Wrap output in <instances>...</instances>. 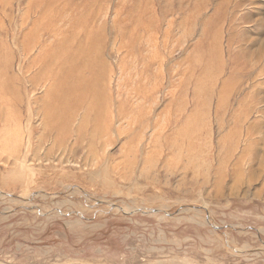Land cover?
I'll return each mask as SVG.
<instances>
[{"label": "rangeland", "instance_id": "rangeland-1", "mask_svg": "<svg viewBox=\"0 0 264 264\" xmlns=\"http://www.w3.org/2000/svg\"><path fill=\"white\" fill-rule=\"evenodd\" d=\"M0 264H264V0H0Z\"/></svg>", "mask_w": 264, "mask_h": 264}, {"label": "bare ground", "instance_id": "bare-ground-1", "mask_svg": "<svg viewBox=\"0 0 264 264\" xmlns=\"http://www.w3.org/2000/svg\"><path fill=\"white\" fill-rule=\"evenodd\" d=\"M77 87L78 88L82 87V83L78 80L71 86V88H77ZM92 88H93L92 84L88 86H84V89H92ZM57 91H58V87L54 85L52 88V98L55 103L54 104L55 106H53L52 110L49 111L48 114L50 117L52 116H54L55 118L60 117L61 120L59 121H60L61 126L63 128H66L69 125L70 121L73 119L76 109H74L71 106L66 105L65 102L67 98L56 95ZM93 109L96 112V115L94 118V120L96 121L99 119L100 112H98L97 108H93ZM86 120H87V116H84L83 122H86Z\"/></svg>", "mask_w": 264, "mask_h": 264}]
</instances>
